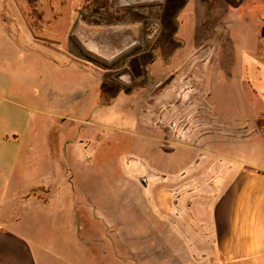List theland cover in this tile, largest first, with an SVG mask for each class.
<instances>
[{
	"label": "rangeland",
	"instance_id": "obj_1",
	"mask_svg": "<svg viewBox=\"0 0 264 264\" xmlns=\"http://www.w3.org/2000/svg\"><path fill=\"white\" fill-rule=\"evenodd\" d=\"M194 1L38 0L27 5L28 18L17 21L35 30L42 49L35 57L26 52L10 88L25 104L27 137L35 125L54 145L46 149L55 163L50 171L42 165L38 198L52 208L76 206L75 226L61 230L59 244L73 246L91 264L104 248L107 264L114 259L113 228L105 227L107 234L102 228L107 220L121 238L117 264H204L181 257L176 229L148 190L149 184L156 194L161 189L168 158L163 131L177 135L188 127L194 95L203 92L217 96L211 109L217 122L242 123L245 111L264 122L263 42L252 49L253 35L248 43L242 19L226 20L224 5ZM164 71H171L169 79ZM167 86L177 87V100H163ZM61 139L68 141L62 147ZM55 177L63 178L58 190L68 188V196L64 189L55 196L45 190ZM169 215L176 227L178 215Z\"/></svg>",
	"mask_w": 264,
	"mask_h": 264
},
{
	"label": "crops",
	"instance_id": "obj_2",
	"mask_svg": "<svg viewBox=\"0 0 264 264\" xmlns=\"http://www.w3.org/2000/svg\"><path fill=\"white\" fill-rule=\"evenodd\" d=\"M36 1L0 0V264H91L84 253H73V246L59 244L61 230H73L78 209L68 202L52 208L38 198L43 195L42 165L50 171L55 163L46 149L54 145L50 139L40 138L35 125L27 137L25 110L21 109L25 104L18 101L19 92L10 88L11 77L18 72L26 52L35 57L42 49L35 30L20 28L17 22L28 18L29 6ZM199 2L224 5L226 20L242 19L248 43L253 35L252 49L258 50L261 41L264 44V0ZM220 15L222 12H217L216 16ZM240 50H244L243 43ZM197 71L202 72L196 77L203 82L202 69ZM170 72L164 71L163 76L169 79ZM173 83H178L177 78ZM176 89H163V100H177L180 95ZM216 99V95L204 92L194 95L193 122L177 135L164 129L162 154L168 158H163L161 189L156 194L149 184L148 190L154 200H160L168 227L176 229L183 259L204 264H264V122L255 118L260 114L247 111L242 123L217 122L211 110ZM147 137L153 141V136ZM65 141H57L58 146ZM172 161L176 165L171 167ZM60 180L63 178L55 177L45 185L49 195L64 189L58 190ZM64 190L61 193L68 196V188ZM33 202L40 206H32ZM171 212L178 215L176 227L173 217L170 220ZM115 224L107 220L102 228H113L110 246L117 255L116 244L121 238L115 237ZM107 236L109 239V235L104 238ZM101 242L106 245L104 239ZM114 255L108 264H117ZM108 256L104 248L94 263L107 264Z\"/></svg>",
	"mask_w": 264,
	"mask_h": 264
},
{
	"label": "built area",
	"instance_id": "obj_3",
	"mask_svg": "<svg viewBox=\"0 0 264 264\" xmlns=\"http://www.w3.org/2000/svg\"><path fill=\"white\" fill-rule=\"evenodd\" d=\"M192 122H193V119H192ZM178 132V131H177ZM178 134V133H177Z\"/></svg>",
	"mask_w": 264,
	"mask_h": 264
},
{
	"label": "bare ground",
	"instance_id": "obj_4",
	"mask_svg": "<svg viewBox=\"0 0 264 264\" xmlns=\"http://www.w3.org/2000/svg\"><path fill=\"white\" fill-rule=\"evenodd\" d=\"M126 122V121H125Z\"/></svg>",
	"mask_w": 264,
	"mask_h": 264
}]
</instances>
